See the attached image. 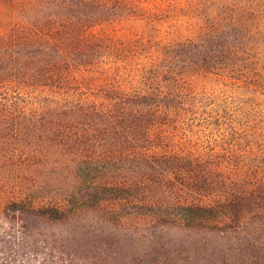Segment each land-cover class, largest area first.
Listing matches in <instances>:
<instances>
[{"label": "rangeland", "instance_id": "374dc122", "mask_svg": "<svg viewBox=\"0 0 264 264\" xmlns=\"http://www.w3.org/2000/svg\"><path fill=\"white\" fill-rule=\"evenodd\" d=\"M88 1L84 8L65 13L82 11L86 20L87 30L81 27L82 32L71 35L77 36L75 46L69 45L71 40L61 46L77 64L76 82L93 88L92 98L102 101L135 93L157 71H165L161 79L171 78L168 84L179 86L191 105L149 113L94 107L78 114L51 109L0 115L3 231L8 224L1 209L7 201L25 196L37 202L64 200L77 162L91 159L97 162L94 175L99 178L144 182L148 200L207 203L224 190L249 199L239 222L226 220L217 229L160 226L137 213L123 218L120 226V202L84 211L86 224L99 225L90 233L97 243L89 254L98 253L103 264H132L133 255L147 258L146 264L171 255L178 264H264V96L250 107L254 102L246 87L214 74L208 78L202 62H193L191 54L175 57L188 46L185 42L197 43L199 34H216L222 42L239 41L240 46H264V12L251 11L264 0ZM13 20L0 4V34ZM40 88L32 90L43 99L46 92ZM53 121L62 126L51 128ZM137 160L154 167L145 165V175L133 173Z\"/></svg>", "mask_w": 264, "mask_h": 264}, {"label": "trees", "instance_id": "16d2710c", "mask_svg": "<svg viewBox=\"0 0 264 264\" xmlns=\"http://www.w3.org/2000/svg\"><path fill=\"white\" fill-rule=\"evenodd\" d=\"M50 1L0 0V4L15 18L7 32L0 34V115H25L27 111L41 113L51 109L78 114L94 107L125 112L134 108L145 109L149 113L191 105L187 102L188 97L181 90L178 92L179 86L173 89L168 84L171 78H166L165 82L161 79L165 71L161 74L157 71L135 93L102 101L92 98L93 88L76 82L80 78L76 76L77 64L71 63L65 50H61L67 40H71L69 45L75 46L77 36L71 38V35L82 32L81 27L87 30L86 20L81 17L82 11L73 15L65 13L72 12L76 6L84 8L89 1ZM251 11L264 12V4L251 8ZM16 12L21 17H16ZM67 28L71 29L70 33L64 36L57 34ZM228 28H233V25ZM199 35L197 43L193 40L185 42L188 46H182L175 57L181 59V56L191 54L193 62H202L208 78L214 74L243 85L254 102L250 107L257 105V98L264 96V46H240L235 43L239 41L222 42L218 35L214 36L216 34ZM181 73L185 76V72ZM35 86L46 92L43 99L32 90ZM27 89L28 93L24 94L23 90ZM56 122L51 123V128L62 126ZM134 165L133 173L144 175L149 171L148 167H154L141 160ZM76 168V177L64 200L37 202L25 196L3 205L1 213L8 228L3 231L4 224L0 226V264H103L98 253L89 254L92 244L97 243L90 233L96 231L99 225L86 224L85 214L88 212L84 211L94 212L106 204L120 202V226L123 218L137 213L156 219L160 226L181 225L187 229L210 226L217 229L224 227L221 223L226 220L227 223H231L229 220L239 222L249 203L243 193L234 190H224L207 203L148 200L142 181L129 182L122 176L120 182L99 178V175H94L97 162L91 159H81ZM126 237L132 239L128 233ZM158 250L160 248L154 249L155 253ZM171 256L167 260L163 257L150 259L151 264H178ZM140 257L133 255L132 264H146L147 258Z\"/></svg>", "mask_w": 264, "mask_h": 264}]
</instances>
